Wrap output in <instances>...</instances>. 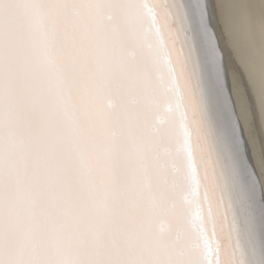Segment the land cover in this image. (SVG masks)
<instances>
[{
	"label": "snow or ice",
	"instance_id": "snow-or-ice-1",
	"mask_svg": "<svg viewBox=\"0 0 264 264\" xmlns=\"http://www.w3.org/2000/svg\"><path fill=\"white\" fill-rule=\"evenodd\" d=\"M216 7L0 0V264H264Z\"/></svg>",
	"mask_w": 264,
	"mask_h": 264
},
{
	"label": "bare ground",
	"instance_id": "bare-ground-1",
	"mask_svg": "<svg viewBox=\"0 0 264 264\" xmlns=\"http://www.w3.org/2000/svg\"><path fill=\"white\" fill-rule=\"evenodd\" d=\"M250 1L248 0V4L247 0H213L217 7L213 11L212 28L206 30V20H201L202 33L205 34L200 46L211 51L213 61L210 66L213 74L219 77L221 85L226 81L227 88L231 91L233 124L239 136L235 118L241 123L249 156L261 178L257 195L259 199L264 195V0ZM235 3H238L237 6ZM250 10H253L252 14ZM253 12H257V15ZM243 78L247 83L249 100L251 103L252 100L255 101V111L252 110V104L251 111L248 109V99L242 93L239 80ZM204 102L206 103V96ZM243 141L242 139L241 151ZM250 228L254 233V226L250 225ZM260 241L264 244V228L260 232Z\"/></svg>",
	"mask_w": 264,
	"mask_h": 264
},
{
	"label": "rangeland",
	"instance_id": "rangeland-1",
	"mask_svg": "<svg viewBox=\"0 0 264 264\" xmlns=\"http://www.w3.org/2000/svg\"><path fill=\"white\" fill-rule=\"evenodd\" d=\"M250 1V0H249ZM250 2H252V1H250ZM247 3L249 4V2H248V0H247ZM252 3H254V2H252ZM236 4V3H235ZM238 4V3H237ZM237 4H236V6H237ZM253 5V4H252ZM250 6V5H249ZM250 8H251V6H250ZM237 9V8H236ZM249 10V9H248ZM253 10H255L254 8H253ZM253 10H250L251 11V13L250 14H252V11ZM237 12V11H236ZM255 13H257V12H253V14L254 15H257V14H255ZM240 81V87H242L241 89L243 90L242 91V93H244V95L246 96V98L248 99L247 100V103H248V109H250V111H251V104H252V110H254L255 111V109H254V100H252V103H251V100H249L250 99V95L248 94V91H247V83H246V80H245V78H243V79H241V80H239ZM244 87V88H243ZM245 91V92H244ZM248 95V96H247ZM254 101V102H253ZM247 105V104H246ZM254 118H256L257 119V116L256 115H254ZM251 120V119H250ZM254 124V123H253ZM254 126H256V125H254ZM260 137L262 138L263 136H262V134L260 135ZM262 140H263V142H264V139L262 138Z\"/></svg>",
	"mask_w": 264,
	"mask_h": 264
},
{
	"label": "water",
	"instance_id": "water-1",
	"mask_svg": "<svg viewBox=\"0 0 264 264\" xmlns=\"http://www.w3.org/2000/svg\"><path fill=\"white\" fill-rule=\"evenodd\" d=\"M235 121H236V123H237V125H238V131H239V134L242 132L243 133V129H242V127H241V123H239V120L238 119H236L235 118ZM239 123V124H238ZM243 144L244 143H246V140H245V138L243 137ZM247 144V143H246ZM247 147H248V145H247ZM248 156H249V153H248ZM250 157V159H251V156H249ZM252 161V160H251ZM252 167H254V165H253V163H252Z\"/></svg>",
	"mask_w": 264,
	"mask_h": 264
}]
</instances>
